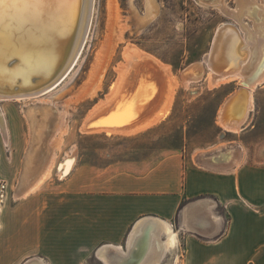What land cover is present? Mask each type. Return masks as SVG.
Here are the masks:
<instances>
[{"label":"rangeland","instance_id":"obj_1","mask_svg":"<svg viewBox=\"0 0 264 264\" xmlns=\"http://www.w3.org/2000/svg\"><path fill=\"white\" fill-rule=\"evenodd\" d=\"M238 4V0H93L78 68L67 81L36 95L0 99V261L22 264L17 255L33 249V241L19 247L3 234L17 232V220L25 212L24 202L19 207L21 199L31 200L26 209L32 214L34 193L18 198L17 191L34 149L35 126L48 115L57 119L63 112L65 119L49 142L52 170L46 183L68 176L60 169L69 158L76 166L105 165L172 149L181 151L189 165L205 162L206 151L229 144L244 145L248 162L264 166V78L253 88L254 106L244 129L229 131L220 124L219 111L241 78L214 80L218 73L206 60L221 24L238 21L245 29L254 28L250 15L237 14ZM98 106L110 113L120 110L111 117L121 123L161 115L136 133L85 132V123L98 115ZM9 220L14 224L8 225Z\"/></svg>","mask_w":264,"mask_h":264},{"label":"crops","instance_id":"obj_2","mask_svg":"<svg viewBox=\"0 0 264 264\" xmlns=\"http://www.w3.org/2000/svg\"><path fill=\"white\" fill-rule=\"evenodd\" d=\"M101 108L85 132L136 133L161 115L121 123L111 117L120 110ZM205 154L189 165L172 149L105 165L69 158L59 183L17 191L34 193L33 211L21 199L17 232L3 236L19 247L33 241L17 255L22 264H264V166L248 162L244 145Z\"/></svg>","mask_w":264,"mask_h":264},{"label":"bare ground","instance_id":"obj_3","mask_svg":"<svg viewBox=\"0 0 264 264\" xmlns=\"http://www.w3.org/2000/svg\"><path fill=\"white\" fill-rule=\"evenodd\" d=\"M238 2L237 14L250 15L254 28L245 29L238 21L221 24L206 55L209 66L218 73L214 80L241 78V85L219 111V122L229 131L241 130L247 123L254 106L253 88L264 78V4L259 0ZM92 12L93 0H0V99L36 95L67 81L79 64ZM12 59L16 60L14 64ZM60 114L57 119L53 114L41 118L35 126V145L23 173L22 190L30 186V191L46 179L49 142L65 119V114Z\"/></svg>","mask_w":264,"mask_h":264},{"label":"water","instance_id":"obj_4","mask_svg":"<svg viewBox=\"0 0 264 264\" xmlns=\"http://www.w3.org/2000/svg\"><path fill=\"white\" fill-rule=\"evenodd\" d=\"M12 62H13V64L16 62V60L15 59H12Z\"/></svg>","mask_w":264,"mask_h":264}]
</instances>
